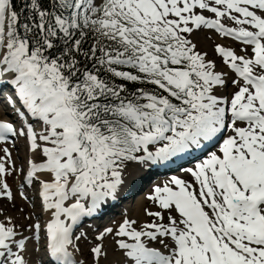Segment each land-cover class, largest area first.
<instances>
[{
    "label": "rangeland",
    "instance_id": "rangeland-1",
    "mask_svg": "<svg viewBox=\"0 0 264 264\" xmlns=\"http://www.w3.org/2000/svg\"><path fill=\"white\" fill-rule=\"evenodd\" d=\"M102 1L79 0V5L90 12ZM255 3L256 0H123L121 2V7H124V10L130 15L134 12H141L144 18L149 15L151 27L156 24L179 35L183 43L187 42V47L190 49H187L189 52L187 58L190 59V70L193 72L176 70L175 74H170V79L186 93L190 109L182 111L181 114H171L169 118H144L141 113L129 112L141 129L140 136L135 138L137 144L140 145L138 155L130 159L124 151L103 145L98 150L97 157L92 158L90 173L81 178L73 174L72 164L80 153L78 143L83 131L77 126L79 125L78 121H73L68 107L64 104L63 89L54 86L53 83L33 78L28 67L18 66L16 58L11 62L6 60V55L12 48L10 38L11 5L9 0H0V16H2L0 24L5 30L4 34L0 33L2 40V42L0 41V62L4 63L0 65V68H4L0 71V76L4 80L6 79L5 82H10L14 86L15 92L17 88L22 89L23 87L24 95L31 100L34 107L38 108L47 96L52 97L51 101L41 107L42 115L35 118L32 123H27L31 119L27 113H25L27 117L23 116L20 118L21 120L19 119V125L24 124V129L22 128V132L14 134V137L7 140L9 146L0 145V264H40L41 259L45 255L47 256L51 250L48 248V245H51L48 242L50 222H48V218L46 219L47 213L52 212L57 216V224H60L61 220L62 225L66 223L69 225L73 211L78 207L87 208L90 214L89 219L92 220L89 221L90 226L88 223L82 224L74 232L77 234L75 240L71 239L70 249L78 260L77 264H115L116 259L112 260L109 256L128 258L123 243L125 241H140L136 236L147 232L139 227L141 225L157 226L163 230L162 235L153 236L150 234L151 241H145V238L141 239L144 243L164 252H171L174 247L166 240L164 230L174 226L177 228L176 231H180L178 223L184 219L180 208L162 209L152 201L153 195H147L145 204L141 208L144 215L143 221H146V224L134 223L133 229L125 230H121L119 229L121 226H117L114 233L110 234L111 237L108 239L110 243L106 244L107 238L92 243H88L85 239L88 235L87 231L91 230L92 225H95L96 222L93 212L98 211L106 199L108 202L117 200L112 203L119 201L128 203L135 196V204L137 193L144 191V188L151 183L147 189L149 190V187L156 182L157 184L152 190L153 194H157L156 192L161 190L163 194L170 195L173 191L176 193L174 197L179 199L182 193H192L191 190H193L192 194L200 202L205 205L209 204L210 198H213L214 195L213 197L207 195L203 179L197 175V167L200 164L207 169H212L213 179H216L217 160L225 157L226 150L230 153L229 158L225 157L230 170L229 179L236 195L229 201L238 205L237 213L232 214L230 211L223 195L228 196L230 191L224 189L223 184L218 186L219 190L215 196H218L217 198L221 202L225 200L226 211H224L227 214L237 215L233 219L232 225L237 228L238 232L233 234L225 232L220 237L217 232L218 227L216 228V243L220 247L216 256H220L222 264H264V223L248 212L250 201L257 202L259 205L256 207V204L252 203L253 208L251 209L256 208L258 213L264 212V138H261V135L264 136V129L260 127L264 126V122L260 124L255 121V118H235L237 113L240 115L251 113L264 115V109L259 110L262 106L257 99L256 90L247 84L253 80L254 74L264 81V70L255 63L248 65L242 62L244 58L253 62L255 52L252 47L255 45L252 42L239 41L234 37V34L221 31L224 24L233 30L259 34L264 25L253 29L249 23L252 20L251 15L258 16L261 13L256 10V7H251L250 4ZM230 6L238 11H232ZM240 8L249 10L252 14L248 17L242 16L239 12ZM259 44L258 41L256 45ZM178 45L181 44L178 43ZM234 63L246 66L250 78L240 76L239 72L233 69ZM193 76L197 78V81ZM223 98V105L220 107L219 102H222ZM0 110V118L5 119L3 117L9 113H5L1 104ZM201 120L209 122L201 123ZM256 124H260V126ZM196 126L198 127L195 128ZM256 135H260L256 147L263 153L258 159H256V152L250 151L248 148V142L255 141ZM185 136L194 138L195 141L199 139L196 136H201L205 142L203 146H206L203 147V153L198 150L197 156H191L192 150L200 146L201 142L199 141L193 147H190L192 142L186 146H178L174 151L177 154L181 150L189 151L185 155L186 161L180 163L178 155L173 157H170V154L167 157L162 155V159L157 163H150L151 166L157 165L155 172H152L140 189L127 194L121 200L119 197L112 196L118 182L128 180L131 170L137 164H142L143 158L147 154L155 155L172 142L182 141ZM87 137L89 140H93L92 136L87 135ZM225 137L232 141V147L229 149L223 142ZM206 159H211L214 162L208 164L204 162ZM175 162L178 165L184 163L179 167L182 169L180 172H173L178 168H171ZM108 163H112L114 167L111 174L105 172ZM176 181L182 183V187H176L173 184ZM199 182L201 183L199 184ZM123 185H119L117 188ZM253 186H256L258 190L253 191L251 189ZM218 192L223 196H220ZM199 197L201 198L199 199ZM126 203L124 206L120 205V209L122 206V210L118 209L120 212L124 210L123 207ZM182 204H184V200ZM221 209L223 210V208ZM211 210L213 209L211 208ZM109 217L111 216L108 215L105 219ZM120 219H118L119 222ZM246 219H249L250 222H246ZM121 232H125V235H119ZM148 232L152 231L148 230ZM169 239L173 240L172 237ZM188 243L193 244L194 242ZM112 244L115 250L108 256L106 250L103 251V247L106 248V245ZM97 248L101 249L102 254H96ZM227 249L229 252L226 251ZM204 250L211 256L212 250ZM38 258L40 260H37ZM173 263L174 261L165 264Z\"/></svg>",
    "mask_w": 264,
    "mask_h": 264
},
{
    "label": "trees",
    "instance_id": "trees-1",
    "mask_svg": "<svg viewBox=\"0 0 264 264\" xmlns=\"http://www.w3.org/2000/svg\"><path fill=\"white\" fill-rule=\"evenodd\" d=\"M9 1L7 60L16 57L33 78L63 89L64 104L83 131L74 175L88 176L103 145L130 159L138 155L141 129L129 112L169 118L190 109L186 93L170 79L176 70L191 69L188 44L174 32L151 27L149 15H130L123 0H103L90 12L79 0ZM106 166L111 174L112 163Z\"/></svg>",
    "mask_w": 264,
    "mask_h": 264
},
{
    "label": "bare ground",
    "instance_id": "bare-ground-1",
    "mask_svg": "<svg viewBox=\"0 0 264 264\" xmlns=\"http://www.w3.org/2000/svg\"><path fill=\"white\" fill-rule=\"evenodd\" d=\"M231 3H234V2H231ZM237 5H239V4H237ZM250 5L252 8L256 7V10L261 12V13H259L258 16L257 15H251L252 20L249 23L253 27V29H255L261 25H264V14H263L264 13V0H256L255 4H250ZM243 7H244V5H243ZM246 8H248V7L246 6ZM230 9L234 12L238 11V10H235L232 6H230ZM240 10H241V8H240ZM239 12L241 13L242 16H245V17L246 16L248 17V15L252 14L249 10H241ZM241 15H239V16H241ZM0 17L2 18V16H0ZM221 31H225L226 33L235 34L238 36V38L235 36L234 37L236 39H238L239 41H243V42L245 40H243L241 38L250 39V38L255 37L256 40L260 42V44L256 45V44L252 43L255 45L252 47L254 52H255V55L253 57V62L251 63V61L248 58H244L242 62L244 64H248V65L255 63L261 69L264 70V28L260 29L259 34H251V33L248 34L246 31L233 30V29H231L228 26H225L223 24ZM0 33H2V34L5 33V30L2 29L1 24H0ZM0 41L2 42L1 39H0ZM2 64H4V63L0 62V65H2ZM2 69H4V68L1 67L0 71H2ZM233 69L234 70L236 69L237 71L245 70V71H247V73H249L248 68L246 66H242L238 63L233 64ZM254 75H255V77L253 78V80L250 82H247V84L251 85L252 88L256 90L257 99L259 101V104L262 106L261 109H259L261 111L264 109V81L260 77H258L256 74H254ZM212 78L215 79V77H212ZM1 80L4 81V79H2V77H1ZM16 84H18V83L16 82ZM10 85L12 86V84H10ZM13 89H14V86H12V90H10V88L4 89V87H3V88H1V95H3L4 101H7V103L14 104V107H17L15 109H19L20 113L19 114L14 113L15 114L14 115L10 112L13 110L15 111L14 107L10 108L9 110H6L4 108V106L1 103L0 104L3 107V110L5 111V113L6 114L9 113L6 117L5 116L3 117V118H5L4 120L10 121V119H11V120H13V122H15V126H16L15 132L17 134V133L22 132V130L24 129L23 128L24 124L22 126L19 125L20 120H21L20 118H22L23 116H26L28 114V116H30L31 119H29L30 122H27V123H32L35 118H38L40 115H42L41 110H40L41 107L45 103H48L49 101H51L52 97L50 95H49V97L47 96L45 101L37 108V106L34 107L31 104V100L28 99L24 95V93L22 91L23 87H22V89L17 88L16 92ZM15 90H16V88H15ZM18 96H19V99H18ZM223 101H224V98H223L222 102H219L220 107H221V105H223ZM28 110H30V111H28ZM0 112H1V110H0ZM22 112H23V114H22ZM25 113H27V114L25 115ZM235 118H255V121L260 122V124H262L264 122V115H260L258 113L242 114V115L237 113L235 115ZM207 121L208 120H201L200 122L206 123ZM260 124H256V125L260 126ZM219 126L221 127V124ZM197 127L198 126H196L195 128H197ZM260 127L262 129H264V126H260ZM196 137L199 138L197 141H195L194 138H191V137L186 138V136H185L182 139V141L172 142L171 144H169V146L162 148L161 151L155 153V155L152 153L147 154L143 158L144 162L142 164H137V166L131 170V173L129 175L128 180H124V181L122 180L121 183L118 182V184H117L118 186L119 185L121 186L123 184L124 185L120 188H117L118 186H116V190L112 193L113 194L112 196H115V198L119 197L121 200L127 194L133 193L134 191H137L138 189H140L143 186V184L145 183V181H147L149 179V177L152 175V172L153 173L155 172L157 165L151 166L150 163H157V161L162 159V155H164L166 157L169 154H170V157L178 155L177 157H178V161H180V163L183 161H186L187 159L185 158V155L189 151L181 150L177 154L174 151L176 150V148L178 146H186V145L191 144V142H192V145L190 147H193L197 144L198 141L201 142L199 144L200 146L196 149H193L192 153H191L192 157L197 156V151L199 150V152H202L203 147L205 148L206 146L205 145L203 146V144H205V142H203L204 139L201 138V136H196ZM259 138H260V135H256L255 141H249L248 142V148L250 149V151L256 152V159H258L260 156L263 155L262 151L260 149H257V147H256V143L258 142ZM261 138L263 139L264 136L261 135ZM7 139L0 141V145L9 146V145H7ZM252 140H253V138H252ZM220 142H222V141H220ZM223 142L226 144L228 149L230 147H232V144H231L232 141L228 137L223 138ZM172 152H174V153H172ZM224 156L228 157V158L230 157V153L228 150H226V152L224 153ZM203 157H201L202 160H203ZM225 157L219 158L217 160L218 172H217L216 179H213V170L212 169H207V168H205L204 165H200V164L197 167V175L200 177V179H203V183H204V187L206 189L207 195L212 196V197L214 195L213 198H210V203L206 204L208 207L205 204H203L202 202H200V200H198L194 196V194H192V193H194L193 190H191L192 193H182L180 195L179 199H176L174 197L176 195V193L173 191H172V194H170V195L163 194L161 192V190H160V192L159 191L156 192L157 194H153L152 190H153L155 184H157V182L152 184V186L149 187L150 189L147 190L148 186L151 184V183H149L147 185V187L144 188V191H142V192L140 191L139 193H137L136 203L134 204L135 196H133L132 201L126 203L125 207H123L124 210L121 212L119 211V210H122V206L120 209V203H110L107 201L108 199H106V201H103V203L101 204L98 211L93 212V215H94L93 218L96 219V222H95V225H92L91 230L89 229L87 231L88 235L85 237V239L88 241V243H92L95 241L105 240V238H107L105 240V244H106V243H110L108 241V239L111 237L110 234L114 233V231L117 229V226H121L119 229L125 230L127 228L133 229V227H135L134 223L136 224L139 222V224L143 223L145 225L146 221H143L144 215L142 214L141 208H143V204H145V198L147 197V195H153L152 197L154 199H152V201L155 202L154 204H157V206L161 207L162 209H166V210L169 208H172V207H174V209H176V207H178V209L180 208L181 215L184 216L183 217L184 219H182V222L180 221V223H178V228L180 229V231H176L177 228H174V226L166 228L164 230L165 236L167 237L166 240H168L170 243H172V246L174 247V249L171 252H166V251L164 252L159 248L149 246L148 243H144V241H142L141 239L145 238V241L146 240L151 241V236H149L150 234L153 236L162 235L163 230H160L159 227H157V226L150 227L151 225L150 226H147V225L142 226L141 225L139 227L143 228V230H145V231L147 230V232L139 234L137 236L132 235L133 237L134 236L139 237L140 241H137V242L125 241L123 243V248L125 249V252L127 253L128 258L121 259V258H118L116 256H109V253H111V252H113V250H115V247L113 244L112 245H106V248L103 247V251H104V249L106 250L109 258H112V260L116 259L115 260L116 262H114L115 264H165L167 262H172V261H174L173 264H222L220 256H218V255L216 256V252H218L220 249V247L216 243L217 242L216 235H215L216 228L218 227L217 232L220 235V237H221V234L222 233L224 234L225 232H226V234L227 233H229V234L237 233L238 232L237 228L233 227V225H232V221L237 215H232V214L237 213V211L239 210L238 205L232 204L229 201L233 197H236V195H235L234 189L232 187V184L230 183V179H229L230 178L229 177V171L230 170H229L228 163H226L227 161H226ZM204 162L210 164L211 162H214V161H212L211 159H206V160H204ZM175 164L174 165L172 164L171 168L178 166V163L175 162ZM180 170H182V169L178 167L173 172H180ZM39 175H40V173H39ZM172 176H174V175H172ZM181 180H182V177H181ZM177 181H178V179H177ZM177 181L174 182L173 184L176 185V187H178V188L182 187L181 186L182 183L180 184ZM200 183L201 182H199V184ZM158 184H160V181H158ZM220 184H223L224 189H229V191H230L228 196L226 194H223L224 197L226 198V201H227V203L230 207V211L232 213V214L228 213L229 216L225 212L226 211L225 200L223 201L221 199L223 201V202H221L220 199L217 198L218 196L217 197L215 196L217 191L219 190L218 186ZM201 188H202V186H201ZM251 189L253 191L258 190V188L256 186L251 187ZM109 190H110V188H109ZM219 195L223 196L220 193H219ZM200 198L201 197H199V199ZM126 199H128V198H126ZM183 200H184V204H182ZM116 201L117 200H114L113 202H116ZM252 203L256 204V207H259L257 202H253V201L251 202L250 201V203H249L250 208H248V210H249L248 212L250 214H252L253 216H255L261 223H264V212L261 211V213H258V212H256V208L251 209V208H253ZM108 204H109V206L107 207ZM189 206L194 208V209L191 210ZM48 208H49V206H48ZM211 208L213 210H211ZM221 208H223V210ZM194 210H197L206 220V225H208L206 230L201 231L198 229V225H197L196 220L194 219L193 214H192V212H194ZM91 211H93V210H91ZM46 212H48V211H46ZM73 212H74L72 215L73 224H74L75 220L78 217H80L81 215H90L89 212L87 211V208L82 209V208L78 207ZM115 212H116V214H114ZM152 214L154 215L155 213H152ZM108 215H110L111 217L105 219V217ZM150 215H151V212H150ZM47 218L49 219V221L48 220L47 221L50 222L49 225L47 224L48 228H49V233H50L49 238H48V242L51 245V246L48 245V248H50L51 250L49 251V255H47V256L45 255L43 257V259H41L40 264H49V261H50L49 257L50 256L53 257L54 259H63L65 257V249L63 246H66L67 248L69 246V248H70L71 239L75 240V237L77 235V234H74V232L77 229H79L82 224L88 223V225L90 226L89 221L92 220V219H89L90 216H84V218L80 222L79 226H77L74 230H72V227H73L72 220L69 223V225H67L66 221H65L66 224L62 225L61 220H60V224H57V216L55 214H53L52 212L47 213L46 219ZM188 218H189V220H188ZM118 219H120V222ZM175 221H176V219H175ZM245 221L250 222L249 219H246ZM70 230H72L71 236L67 237L66 234ZM148 230H151L152 232H148ZM33 232H34V230H33ZM34 234H35V232H34ZM119 235L124 236L125 232H121V233H119ZM170 237H172L173 240L169 239ZM190 241H192L194 243L193 244L188 243ZM224 241H226V240H224ZM203 248L208 249L210 251L212 250L211 256H209L207 251H205ZM226 251L229 252L228 249ZM30 252H31V250H30ZM95 252H96V254H102L100 248H97ZM37 255L39 256L40 254H37ZM134 258H136V259H134ZM242 259H243V257H242ZM37 260H40V258H38ZM229 260H230V258H229ZM229 260H228V262H229ZM76 262H78V260H76L74 264H77ZM230 263H231V261H230Z\"/></svg>",
    "mask_w": 264,
    "mask_h": 264
}]
</instances>
